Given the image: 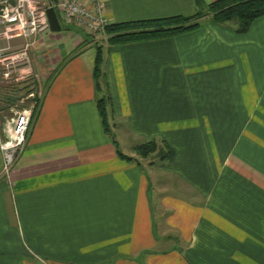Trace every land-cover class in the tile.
Instances as JSON below:
<instances>
[{
  "label": "crops",
  "instance_id": "1",
  "mask_svg": "<svg viewBox=\"0 0 264 264\" xmlns=\"http://www.w3.org/2000/svg\"><path fill=\"white\" fill-rule=\"evenodd\" d=\"M102 1L109 24L197 10L194 0ZM69 26L22 58L40 103L0 178V264H264V15L244 33L203 18L115 44ZM2 31L0 46H23ZM95 43L108 128L129 152L98 112ZM148 141L173 157L138 156ZM2 164L0 149V175Z\"/></svg>",
  "mask_w": 264,
  "mask_h": 264
},
{
  "label": "built area",
  "instance_id": "2",
  "mask_svg": "<svg viewBox=\"0 0 264 264\" xmlns=\"http://www.w3.org/2000/svg\"><path fill=\"white\" fill-rule=\"evenodd\" d=\"M53 7L62 27L76 25L95 38L104 37L109 25L102 0H0V25L5 38L21 36L25 39L18 51L0 46V62L14 64L22 61L28 48L40 40L49 29L46 10ZM6 75V71L0 70ZM29 106L11 109L12 115L2 121L0 149L1 177H6L17 156L23 151L29 133L35 93H28Z\"/></svg>",
  "mask_w": 264,
  "mask_h": 264
},
{
  "label": "trees",
  "instance_id": "3",
  "mask_svg": "<svg viewBox=\"0 0 264 264\" xmlns=\"http://www.w3.org/2000/svg\"><path fill=\"white\" fill-rule=\"evenodd\" d=\"M194 2L197 10L192 15H172L110 23L105 28V37L103 38L108 44H115L138 39L172 36L196 28L203 18H208L215 23L235 21L236 31L244 33L250 28L255 19L264 15V0H214L208 3L204 0H194ZM64 28L71 29L74 27L68 25L64 26ZM94 48L95 55L92 75L95 88L99 91L105 88V93L97 99V108L103 126L109 132L108 106L110 104V96L105 73L102 70L104 63L103 47L100 43H95ZM34 100L36 103L32 112V118L35 109L40 103V97L35 94ZM10 101L13 102L14 99ZM112 140L116 145L113 137ZM165 147L166 150L164 152L159 151V147L155 141H148L137 145L135 152L143 158L157 153L162 160H170L173 157V149L167 144H165ZM118 155L127 160H134L133 157L124 155L119 151Z\"/></svg>",
  "mask_w": 264,
  "mask_h": 264
},
{
  "label": "rangeland",
  "instance_id": "4",
  "mask_svg": "<svg viewBox=\"0 0 264 264\" xmlns=\"http://www.w3.org/2000/svg\"><path fill=\"white\" fill-rule=\"evenodd\" d=\"M89 36H92V35L89 34ZM97 39H98L97 41L105 40L103 39V37L101 38L98 37ZM23 65H24L23 61H17L14 64L0 62V70L3 69L7 73L6 75L0 73V86L2 87V90L0 92L4 94L2 97L0 96V126L1 127H2V121L4 120V118L12 115L11 109L13 108L20 109V108H23L24 106L26 107L29 106L30 98L28 97V93L32 92V90L35 93V88L37 87L36 78L33 77L32 74L23 75V72H22L24 69ZM32 78L34 79L35 84H33ZM11 99H14L13 104L10 101ZM18 99H21V101H19ZM17 100L19 101L18 103H16ZM2 108L3 110H1ZM111 127L112 126H110L109 128L110 134L114 138L115 132L112 131ZM117 141L121 142L122 144L121 148L123 151H128V152L131 151V149L129 148V146L131 145L127 144L129 142V139H127V142H126V139L124 138L120 139L119 137L116 136L115 142L118 145ZM124 142L126 143L124 144ZM158 156L153 155L150 158H148V160L151 159L153 162H155V164H157L160 162V155Z\"/></svg>",
  "mask_w": 264,
  "mask_h": 264
},
{
  "label": "water",
  "instance_id": "5",
  "mask_svg": "<svg viewBox=\"0 0 264 264\" xmlns=\"http://www.w3.org/2000/svg\"><path fill=\"white\" fill-rule=\"evenodd\" d=\"M49 29L52 32H58L62 29V26L58 20L57 14L53 7H49L46 10Z\"/></svg>",
  "mask_w": 264,
  "mask_h": 264
}]
</instances>
